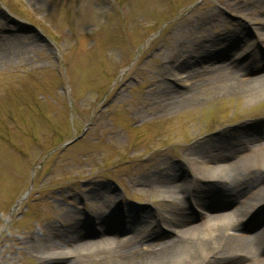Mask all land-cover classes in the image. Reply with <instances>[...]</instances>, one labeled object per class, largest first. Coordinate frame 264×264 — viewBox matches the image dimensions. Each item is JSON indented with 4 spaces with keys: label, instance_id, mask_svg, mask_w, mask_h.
Instances as JSON below:
<instances>
[{
    "label": "rangeland",
    "instance_id": "obj_1",
    "mask_svg": "<svg viewBox=\"0 0 264 264\" xmlns=\"http://www.w3.org/2000/svg\"><path fill=\"white\" fill-rule=\"evenodd\" d=\"M262 1L0 0V264H42L38 231L73 219H85L83 242L121 239L122 223L99 230L94 219L116 204L159 213L161 197L147 181L170 164L182 175L177 183L192 179L181 162L182 145L231 136L242 125L264 135V82L229 96L202 88L198 103L171 115L155 99L163 90L187 89L166 69L189 42L235 34L258 42L263 53L245 64L243 78L264 76L254 16L264 14ZM241 46L198 59L199 75H211ZM184 198L195 224L202 213L231 211L203 210ZM263 206L240 220L239 233L264 228ZM103 258L80 252L70 261Z\"/></svg>",
    "mask_w": 264,
    "mask_h": 264
},
{
    "label": "bare ground",
    "instance_id": "obj_2",
    "mask_svg": "<svg viewBox=\"0 0 264 264\" xmlns=\"http://www.w3.org/2000/svg\"><path fill=\"white\" fill-rule=\"evenodd\" d=\"M254 16L262 32L258 38L260 45H264V14L254 13ZM237 45H242L239 54L207 71L211 75H199L198 59H203L210 51L222 50L224 53L225 50L230 54ZM2 46L4 44L0 43V48ZM179 51L166 69V75L187 89L178 93L159 92L155 99L164 107L162 113L165 115L198 103V91L202 88L211 96H229L264 82V76L251 80L243 78L245 64L258 60L263 52L258 42H245L240 34L207 43L189 42L186 49ZM235 55L240 56L239 60H235ZM181 68L186 71L178 73ZM232 133L180 147L183 168L190 171L192 179L177 183L182 175L175 174L171 164L158 168L149 177L150 191L161 197L159 213L153 215L136 207L116 204L108 213L94 219L99 230L100 227L105 230L120 227L122 223L125 237L103 236L95 242H83L85 219H73L66 226L50 225L39 230L36 239L42 243V264H80L70 261L80 252L103 254L104 258L97 260V264H264V228L253 235L238 232L240 220L264 205V174L261 172L264 135L254 134L251 125L238 126ZM256 145L259 150L255 149ZM167 170L173 172L167 173ZM87 192L85 190L83 195L95 199L104 196L100 190ZM187 196L203 210L214 205L229 207L231 211L226 214L202 213V221L195 224L181 200ZM261 211L264 214V206ZM167 231L172 237L169 238Z\"/></svg>",
    "mask_w": 264,
    "mask_h": 264
},
{
    "label": "water",
    "instance_id": "obj_3",
    "mask_svg": "<svg viewBox=\"0 0 264 264\" xmlns=\"http://www.w3.org/2000/svg\"><path fill=\"white\" fill-rule=\"evenodd\" d=\"M80 137H78L77 139H79ZM74 141H76V139L75 140H73V141H71V142H69V143H67V145H69V144H71V143H73Z\"/></svg>",
    "mask_w": 264,
    "mask_h": 264
}]
</instances>
